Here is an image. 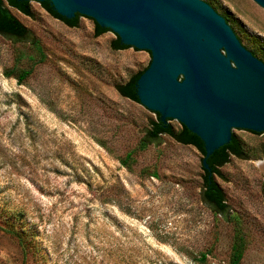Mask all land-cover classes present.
Masks as SVG:
<instances>
[{
    "label": "rangeland",
    "instance_id": "obj_1",
    "mask_svg": "<svg viewBox=\"0 0 264 264\" xmlns=\"http://www.w3.org/2000/svg\"><path fill=\"white\" fill-rule=\"evenodd\" d=\"M205 1L264 60V8ZM31 4L33 17L11 10L46 56L23 83L5 69L19 51L25 68L39 55L0 34V264H231L237 222L202 199L203 153L168 134L138 149L157 114L117 85L151 52L115 49L113 29L97 35L88 16L71 26ZM233 132L259 155H233L215 178L247 239L241 264H264V132ZM132 149L129 169L119 157Z\"/></svg>",
    "mask_w": 264,
    "mask_h": 264
},
{
    "label": "water",
    "instance_id": "obj_2",
    "mask_svg": "<svg viewBox=\"0 0 264 264\" xmlns=\"http://www.w3.org/2000/svg\"><path fill=\"white\" fill-rule=\"evenodd\" d=\"M50 1L66 18L77 13L113 29L123 44L152 60L137 81L140 103L177 119L205 144L203 166L229 143L233 129L264 132V61L205 0ZM264 8V0H254Z\"/></svg>",
    "mask_w": 264,
    "mask_h": 264
},
{
    "label": "trees",
    "instance_id": "obj_3",
    "mask_svg": "<svg viewBox=\"0 0 264 264\" xmlns=\"http://www.w3.org/2000/svg\"><path fill=\"white\" fill-rule=\"evenodd\" d=\"M42 6L47 9L51 14L56 17L61 18L67 24L71 26H77L79 24L80 13H77L73 18H66L65 16L59 14L50 3V1L41 2ZM15 8L22 13L28 16H34V11L32 9L31 0H0V34L11 39L14 43L24 42L29 43L39 55V59L32 54H29L28 57L31 60H34L35 63L29 67L25 68L21 66L22 60L27 56L24 51H19L15 58V63L13 67L5 69V75L7 77L14 76L17 78L19 83H23L34 71V66L39 62H42L45 59V51L41 44V40L36 37L33 31L27 27L11 10ZM228 22L231 21V18L225 13L224 16ZM91 18V17H90ZM93 19V18H92ZM96 25V34L100 35L103 32L110 30L108 27H103L95 21ZM113 47L115 49H121L126 47H131V45L123 44L119 35L113 40ZM247 47V46H246ZM136 48V47H135ZM248 48V47H247ZM249 49V48H248ZM255 55L261 59V55L257 48L250 49ZM263 60V59H262ZM147 68V67H146ZM140 70L134 73L130 79L125 83H119L117 85L118 91L135 101L140 102L139 96L137 94V81L141 74L146 70ZM157 114V119H153L151 124L145 133L144 137L141 139L138 149H146L148 145L152 142L159 143L162 138V134H168L175 138L177 141L184 144H192L196 146L202 153L203 157L206 154L205 144L202 138L191 131L186 125L181 123V126L178 130L175 129L173 124L169 121L165 122L161 119V114L157 111H154ZM171 120V119H170ZM251 131V130H249ZM255 134H261L259 132L251 131ZM263 152H264V143H263ZM136 149L130 150L125 156L119 157L120 162L131 169V163L135 161L134 154ZM251 154L253 156H258V153H251L245 146L242 138L233 132V137L231 141L220 148H218L209 158L208 163L211 169L210 171L206 169L204 175L202 199L208 204L216 213L223 215L225 218H235L237 225L235 226V236L232 245V254H231V264H241L242 259L245 255V249L247 246V239L245 233L243 232L242 226L239 223V217L233 213L230 209L229 204L226 201V194L221 185L217 182L215 174H221L220 167L230 162L231 157L237 156L239 158H250ZM154 176L156 172L152 173ZM17 234H19L17 232ZM207 258L206 253H202L201 260L205 261Z\"/></svg>",
    "mask_w": 264,
    "mask_h": 264
},
{
    "label": "flooded vegetation",
    "instance_id": "obj_4",
    "mask_svg": "<svg viewBox=\"0 0 264 264\" xmlns=\"http://www.w3.org/2000/svg\"><path fill=\"white\" fill-rule=\"evenodd\" d=\"M231 25V24H230ZM234 29V28H233ZM236 32V31H235ZM239 37V36H238ZM240 38V37H239ZM241 40V39H240ZM243 43V42H242ZM257 56V55H256ZM264 61V60H263Z\"/></svg>",
    "mask_w": 264,
    "mask_h": 264
}]
</instances>
